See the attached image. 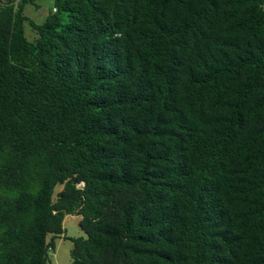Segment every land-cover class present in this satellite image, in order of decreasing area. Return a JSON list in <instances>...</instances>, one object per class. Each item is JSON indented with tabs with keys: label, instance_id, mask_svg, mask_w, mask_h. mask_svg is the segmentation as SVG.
Instances as JSON below:
<instances>
[{
	"label": "trees",
	"instance_id": "16d2710c",
	"mask_svg": "<svg viewBox=\"0 0 264 264\" xmlns=\"http://www.w3.org/2000/svg\"><path fill=\"white\" fill-rule=\"evenodd\" d=\"M30 1L0 0V264L72 214L70 264H264V0Z\"/></svg>",
	"mask_w": 264,
	"mask_h": 264
},
{
	"label": "rangeland",
	"instance_id": "374dc122",
	"mask_svg": "<svg viewBox=\"0 0 264 264\" xmlns=\"http://www.w3.org/2000/svg\"><path fill=\"white\" fill-rule=\"evenodd\" d=\"M55 0H31L24 5V14L28 19L35 23L44 21L48 13L53 9ZM54 10V9H53ZM26 35L29 39L34 36V32L28 23L25 25ZM62 185L55 187V193L60 190ZM80 216L72 214L66 215L63 219V233L54 238V249L49 252L51 264H70V250L72 248V239L85 236L79 227Z\"/></svg>",
	"mask_w": 264,
	"mask_h": 264
},
{
	"label": "built area",
	"instance_id": "2783aa9c",
	"mask_svg": "<svg viewBox=\"0 0 264 264\" xmlns=\"http://www.w3.org/2000/svg\"><path fill=\"white\" fill-rule=\"evenodd\" d=\"M80 185H83L82 183Z\"/></svg>",
	"mask_w": 264,
	"mask_h": 264
}]
</instances>
